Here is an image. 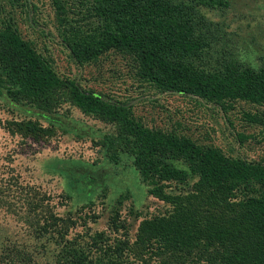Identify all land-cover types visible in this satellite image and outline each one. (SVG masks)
Segmentation results:
<instances>
[{
  "label": "trees",
  "instance_id": "obj_1",
  "mask_svg": "<svg viewBox=\"0 0 264 264\" xmlns=\"http://www.w3.org/2000/svg\"><path fill=\"white\" fill-rule=\"evenodd\" d=\"M50 6L60 42L78 66L115 53L128 60L133 78L158 93L225 111L237 102L264 105V55L253 65L217 48L222 27L202 14V7L228 8L225 0H50ZM0 10V99L29 107L26 118L6 121V132L37 143L55 138L58 128L74 131L56 117L69 104L116 126L117 138L94 144L110 149L114 163L130 155L149 194L170 206L144 218L134 238L119 209L110 217V233L88 228L70 237L77 225L72 213L61 216L47 193L20 186L27 224L38 236L54 230L63 243L58 264H264V159L232 158L149 128L128 101L62 77L47 44L43 52L39 39L23 36L18 14L34 28L38 1L2 0ZM244 119L264 129V111L244 113ZM8 182L19 185L18 179Z\"/></svg>",
  "mask_w": 264,
  "mask_h": 264
},
{
  "label": "rangeland",
  "instance_id": "obj_2",
  "mask_svg": "<svg viewBox=\"0 0 264 264\" xmlns=\"http://www.w3.org/2000/svg\"><path fill=\"white\" fill-rule=\"evenodd\" d=\"M35 1L39 3V24L30 28L18 14L20 30L26 39H39L43 52V45L47 44L55 70L62 77L76 79L87 89L128 101L135 115L149 128L174 132L203 146L217 147L232 158L264 159V129L244 119V113L264 111V105L237 102L225 111L217 105L179 94L158 93L133 78L128 60L115 53L102 57L97 64L78 66L60 42L50 0ZM225 1L228 8H201L209 21L222 27L217 48L231 52V56L245 63L257 65L264 55V0ZM1 15L0 10V18ZM28 110L29 107L0 99V264H58L56 254L63 243L57 241L58 233L54 230L38 236L37 227L27 224L20 209L23 207L20 186H34L47 193L61 216L72 213L77 225L70 237L87 232L88 228L89 233H110V217L119 209L134 238L144 218L170 210L169 205L149 194V186L140 178L130 155L124 152L120 161L114 163L109 160L110 149L94 144L107 137L117 138L115 125L65 104L56 117L74 131L64 133L58 128L55 138L36 143L13 137L4 129L7 120L26 118ZM29 119L35 120L36 116L30 115ZM239 134L245 135L246 140L241 142ZM11 179H18L19 185L9 183ZM173 190L174 187L168 188Z\"/></svg>",
  "mask_w": 264,
  "mask_h": 264
}]
</instances>
